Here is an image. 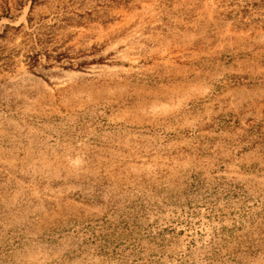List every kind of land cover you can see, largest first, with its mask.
<instances>
[{"label":"rangeland","instance_id":"obj_1","mask_svg":"<svg viewBox=\"0 0 264 264\" xmlns=\"http://www.w3.org/2000/svg\"><path fill=\"white\" fill-rule=\"evenodd\" d=\"M0 264H104L101 0H0Z\"/></svg>","mask_w":264,"mask_h":264},{"label":"trees","instance_id":"obj_2","mask_svg":"<svg viewBox=\"0 0 264 264\" xmlns=\"http://www.w3.org/2000/svg\"><path fill=\"white\" fill-rule=\"evenodd\" d=\"M31 10H32V8H30L29 13L31 12ZM38 54H39V53H35V54H34V57L32 58V61H36ZM34 63H35V62H33L32 65H33ZM32 65H31V66H32Z\"/></svg>","mask_w":264,"mask_h":264}]
</instances>
